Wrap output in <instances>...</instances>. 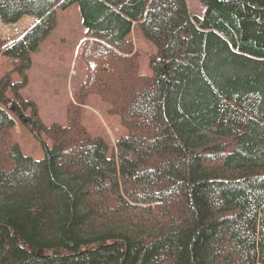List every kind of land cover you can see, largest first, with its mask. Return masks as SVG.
<instances>
[{"label": "trees", "instance_id": "1", "mask_svg": "<svg viewBox=\"0 0 264 264\" xmlns=\"http://www.w3.org/2000/svg\"><path fill=\"white\" fill-rule=\"evenodd\" d=\"M200 1L202 16L186 0H0L2 22L37 18L3 50L0 264H264V0ZM72 3L85 78L66 122L45 124L21 90ZM91 94L126 128L110 153L81 122ZM17 120L42 158L22 151Z\"/></svg>", "mask_w": 264, "mask_h": 264}, {"label": "rangeland", "instance_id": "2", "mask_svg": "<svg viewBox=\"0 0 264 264\" xmlns=\"http://www.w3.org/2000/svg\"><path fill=\"white\" fill-rule=\"evenodd\" d=\"M192 15L202 16L205 10L200 0H186ZM37 18L23 15L12 23L0 19V78L12 69L10 58L3 50L28 30ZM84 35L79 5L72 3L57 11V23L39 49L31 55L32 65L28 70V84L21 90L24 96L36 102L41 120L45 124L66 122V105L74 91L85 78V65L78 57ZM131 38L139 52L140 71L150 74L149 56L155 46L147 40L139 24H134ZM17 75L13 73L12 78ZM109 105L97 95H88L81 106V122L94 135L103 137L109 145V153L115 141L126 134L119 116L108 112ZM14 135L25 154L39 159L43 156L40 141L17 120Z\"/></svg>", "mask_w": 264, "mask_h": 264}]
</instances>
